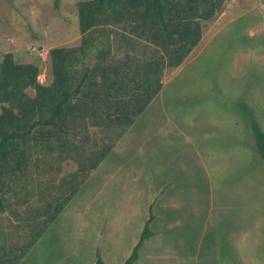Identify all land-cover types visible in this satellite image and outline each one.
I'll list each match as a JSON object with an SVG mask.
<instances>
[{
  "label": "rangeland",
  "instance_id": "rangeland-1",
  "mask_svg": "<svg viewBox=\"0 0 264 264\" xmlns=\"http://www.w3.org/2000/svg\"><path fill=\"white\" fill-rule=\"evenodd\" d=\"M79 1L55 6L53 0H0V58L11 53L16 63L36 65L43 85L53 78L52 48L78 45L85 34L89 60L102 29L96 22L80 30ZM130 23L125 26L133 33L110 37L132 38L138 42L133 56L135 46L148 57L158 48L142 41L136 34L141 29ZM200 25L192 51L178 66L162 70L157 94L63 206L45 210L32 220L33 228L24 226L31 207L65 197L69 175L77 171L57 150L45 153L46 167L34 170V178L13 177L11 188L2 187L0 264H95L97 257L103 264H123L144 228L151 235L138 247L136 264H174V246L183 251V238L192 244L189 253L197 252V264H241L236 235L242 225L249 237L243 261L264 264V156L253 128L264 135V0H224ZM25 91L34 94L31 87ZM6 104L0 101V110ZM161 193L168 207H159ZM150 208L156 217L146 226ZM176 215L185 226H174ZM17 224L22 226L15 230ZM151 242L161 255L148 253ZM183 262L195 264L196 257Z\"/></svg>",
  "mask_w": 264,
  "mask_h": 264
},
{
  "label": "trees",
  "instance_id": "trees-1",
  "mask_svg": "<svg viewBox=\"0 0 264 264\" xmlns=\"http://www.w3.org/2000/svg\"><path fill=\"white\" fill-rule=\"evenodd\" d=\"M223 1H79L78 21L82 32L96 22H103V13L110 11L114 16L121 15L128 22L132 21L133 26L141 29L136 33L138 37L158 48L151 46L153 49L147 57L145 52L139 54L134 46L131 63L125 67H112L119 79L110 76L112 69L104 60L93 62L91 58L87 59L88 39L85 34L78 47L50 50L53 78L49 85L36 80L39 73L36 65L16 63L11 53L2 54L0 101L7 104L0 110V216L6 201L4 188H11L13 177L32 179L38 175L34 170L45 165L46 152L57 150L61 160L62 152L73 148L68 155L77 162L81 176L70 175L69 187L61 193L65 194L64 198L54 197L45 206L31 207V214L23 219L24 226L33 228L32 220L40 219L45 210L52 209L51 206L55 210L63 206L76 191L78 183L90 176L157 94L162 70L178 66L192 51L201 36V21L212 18ZM53 2L57 6L59 0ZM27 87L34 89L32 96L27 95ZM89 125L97 126V133L87 130ZM253 128L259 151L264 156V135L258 128ZM35 153L40 154L39 157L35 158ZM36 210L38 213L33 216ZM12 215L16 220L20 217L17 212ZM19 226L22 225L14 226L15 230ZM149 235L150 231L144 228L140 241L123 264H136L138 247ZM36 237V234L34 238L30 236L29 243L23 248L27 250ZM95 264H103L102 259L97 257Z\"/></svg>",
  "mask_w": 264,
  "mask_h": 264
},
{
  "label": "crops",
  "instance_id": "crops-1",
  "mask_svg": "<svg viewBox=\"0 0 264 264\" xmlns=\"http://www.w3.org/2000/svg\"><path fill=\"white\" fill-rule=\"evenodd\" d=\"M103 16H104V21L98 22V24H97V26H99V28L102 30H99V32L97 34L98 38L96 39L97 42L95 41V44L93 45V47H91L92 49H91V57L90 58H91V60H93V62L104 60L106 62L105 65H107V63H108L110 65V66L108 65V67H111V69H112V74L110 73V76L112 78L119 79L120 76L114 73V69L112 67H115V66L125 67V65L127 63H131L132 57H133L132 44L134 42L132 41V38H129L127 36H124L122 38H118L117 36L119 34H122V33L123 34H125V33L131 34V33H133V30H132L131 26H128V27L125 26V24L130 23V22H128L126 17H124V19H123V16H121V15L114 16V14L110 11H107V14L103 13ZM108 24H112L110 26H113V27H107ZM118 26H119L118 31H114L115 30L114 27H118ZM114 32H118L117 33L118 35L117 36L115 35V37H110V35H112L111 33H114ZM79 45H80V43H78V45H75V46H60V47L72 48V47H78ZM141 52H142V49H141ZM160 82H161V80H160ZM122 92L123 91H120V94H122ZM134 123H135V121L129 126V128ZM90 126H94V125H90ZM94 129L97 130V126H94ZM128 129H127V131H128ZM118 140L114 143V146L112 147L110 152L112 150L114 151V149L117 146V143L119 142ZM121 144L122 143H120L119 145H121ZM124 144H123V146H124V149L126 150L127 145L126 144L124 145ZM62 153L64 156L67 157L68 160H71L69 158L68 153H65V152H62ZM62 159H63V156H62ZM100 163L97 165V167L95 169H93L90 172V174H93L99 170ZM76 164H77V162H76ZM77 167H78V165H77ZM203 173H204L206 179L211 177V174L209 171L205 170ZM76 174H78L77 178H79L81 176V172L79 170L76 171ZM81 184H82V182L80 181L78 183V186ZM162 193L160 194V198L158 200V204H160L159 207H163V206L168 207L169 203L166 200H164V201L161 200ZM241 215L243 216V211H241ZM155 217H156V215L151 212V208H150V216L146 218L147 219L146 226L149 224V222L154 220ZM193 218H194V215L191 213L189 215V221H188V226L190 229H192L191 221ZM174 226H176V227L185 226V225H183L182 219L179 215H176V217H175ZM150 235H151V233H150ZM175 236H176V238H181L179 233H177ZM246 238H249V237H246L245 232H244V227L242 225L239 229V234L236 235V241L238 242V245L236 247V249H237L236 258L237 259L240 258L241 264H245V262H246L245 260L243 261V259L246 257V254L244 251V243H245ZM136 241H137V239L135 240V238H134V241H133L134 248L136 247V245L138 244L140 239L137 241V243H136ZM154 243L155 242H151L148 253L154 252L156 255H161V247L160 248H154L153 247ZM174 245H175V243H174ZM191 245L192 244L190 241H189V243H187V241L183 238V244L181 245L183 247V251L177 252V249L174 246V251L176 252L175 256H174V259H176V261L174 264H181V261L184 260L187 255H188L189 259H193L196 257V263L195 264H197V257H198L197 252H196V254H192V255L189 253L191 251ZM137 252H138V250H137ZM170 255H171V253H170ZM256 257H257V255H256ZM167 258H172V256L167 257ZM157 259H159V258H157ZM151 263H153V262H151ZM155 264H162V263L160 261H157V262H155ZM183 264H185V262H183ZM231 264H234V262L231 261Z\"/></svg>",
  "mask_w": 264,
  "mask_h": 264
}]
</instances>
